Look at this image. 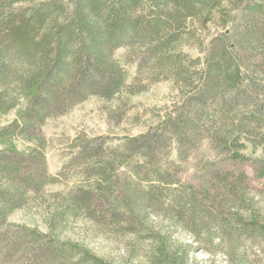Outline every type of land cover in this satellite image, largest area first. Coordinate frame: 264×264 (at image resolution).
<instances>
[{"label": "trees", "instance_id": "1", "mask_svg": "<svg viewBox=\"0 0 264 264\" xmlns=\"http://www.w3.org/2000/svg\"><path fill=\"white\" fill-rule=\"evenodd\" d=\"M160 82L178 100L140 112L150 129L76 138L48 171V119ZM134 106L121 99L107 115ZM13 109L0 126V264H129L59 240L71 214L142 244L130 255L142 249L146 264H193V245L226 264H264V0H0V114ZM204 140L249 161L259 184L228 170L200 187L182 180ZM29 204L44 206L48 232L8 220Z\"/></svg>", "mask_w": 264, "mask_h": 264}, {"label": "rangeland", "instance_id": "2", "mask_svg": "<svg viewBox=\"0 0 264 264\" xmlns=\"http://www.w3.org/2000/svg\"><path fill=\"white\" fill-rule=\"evenodd\" d=\"M121 99L131 101L135 106L128 111L126 118L114 119L108 116L107 112ZM176 100H178L176 90H173L168 83L160 82L149 86L144 92L131 96L123 94L120 98L110 102H102L95 97H90L75 105L66 114L48 119L42 128L46 138L45 157L48 171L55 174L62 166L63 162L67 160L71 144L76 138L108 137L115 140L121 137L138 136L156 123L145 112L141 114L142 110H164L173 105ZM23 105L24 101L21 100L19 106ZM15 113L16 110L13 109L7 114H0V126L10 122L15 117ZM136 114L141 116L140 119L135 118ZM15 145L19 149L23 147L22 142H15ZM242 152L256 155L260 153V151L251 152L250 147ZM223 170L234 173L244 171L253 184L257 185L260 182L249 161L232 158L230 154L213 148L208 140H204L198 148L191 152L183 162L179 176L182 180L200 187L207 183L213 173ZM75 182V180L71 181V185L69 183L68 187L78 184ZM62 189L66 190L64 186L53 185L47 188V191L53 193ZM47 219L48 213L44 206L34 204L16 209L8 217L12 223L41 232L49 231ZM56 234L59 240L79 242L100 256H106L116 261H128L129 264H146L142 249L139 248L138 255H130L133 246H142V244L128 236L120 241L111 234L98 232V229L82 216L71 214L66 217L64 223L56 230ZM181 239L184 242L192 243L186 236H181ZM189 256L193 264H226L223 257L205 253L200 245H193Z\"/></svg>", "mask_w": 264, "mask_h": 264}]
</instances>
